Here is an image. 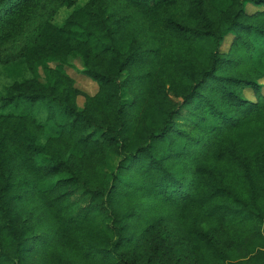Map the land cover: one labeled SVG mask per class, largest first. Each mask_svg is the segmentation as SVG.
Wrapping results in <instances>:
<instances>
[{"label":"trees","instance_id":"trees-1","mask_svg":"<svg viewBox=\"0 0 264 264\" xmlns=\"http://www.w3.org/2000/svg\"><path fill=\"white\" fill-rule=\"evenodd\" d=\"M77 1L0 0V264H264V0Z\"/></svg>","mask_w":264,"mask_h":264},{"label":"rangeland","instance_id":"rangeland-1","mask_svg":"<svg viewBox=\"0 0 264 264\" xmlns=\"http://www.w3.org/2000/svg\"><path fill=\"white\" fill-rule=\"evenodd\" d=\"M86 0H78L76 2V6H81L84 4ZM72 11V9H67L65 7L60 8L56 15L54 16L53 22L57 25H60L64 18ZM230 42V38H227L222 46V49L225 50ZM17 46L13 45L10 49L5 50V55L8 60H10L8 63H2L0 61V93H3V90L6 86H9L14 80H20L21 76H28L25 71L20 69L17 62L14 60L15 53L17 51ZM49 67H55V64L49 63ZM61 71L68 75L73 81L74 86L77 87L80 91L83 93L92 95L96 92L97 86L96 84L89 79L87 76H85L82 71V63L80 61V58L76 55H72L69 57L68 62L61 66ZM39 75L40 79H44V74L41 69H39ZM263 84V93H264V80H262ZM245 98L249 100H253L254 96L251 90L246 89L243 92ZM77 104L79 107L83 105V97L77 98ZM19 109H15L12 107H7L6 109H0V114H7V113H18L20 112ZM116 162V159L113 160V164Z\"/></svg>","mask_w":264,"mask_h":264}]
</instances>
